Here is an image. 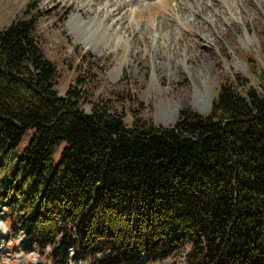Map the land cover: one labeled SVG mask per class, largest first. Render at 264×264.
<instances>
[{"label": "trees", "instance_id": "obj_1", "mask_svg": "<svg viewBox=\"0 0 264 264\" xmlns=\"http://www.w3.org/2000/svg\"><path fill=\"white\" fill-rule=\"evenodd\" d=\"M42 16L31 1L0 31V149L33 130L14 151L33 184L27 194L19 190L24 204L16 206L26 209L30 237L52 245L49 264H70L78 251L90 264H143V255L165 258L186 242V264H264L257 59L247 64L260 88L236 73L215 89L207 115L186 108L173 125H158L133 109L128 125L103 90V58H50L38 38Z\"/></svg>", "mask_w": 264, "mask_h": 264}, {"label": "rangeland", "instance_id": "obj_2", "mask_svg": "<svg viewBox=\"0 0 264 264\" xmlns=\"http://www.w3.org/2000/svg\"><path fill=\"white\" fill-rule=\"evenodd\" d=\"M31 1L43 12L38 38L50 58L72 62L79 52L103 58L106 66L98 71L103 90L115 101L119 112L126 115L128 125L133 120V109L158 125H173L186 108L207 115L215 89L236 73L260 88L259 81L250 73L247 58H256L264 69V7L256 6V14L247 13L248 20L244 21L239 7L233 6L238 12L234 10L226 23L217 28L203 21L209 13L200 12L193 29H181L176 19L193 17L191 9L198 7V0H95L90 11L83 8L87 0H0V31L22 18ZM143 2H150L151 8L135 13L133 9ZM218 7L209 9L216 11ZM90 24L96 29L94 36L83 32ZM155 34L161 36L158 42L161 50L154 55ZM81 35L88 43L77 40ZM201 35L211 40L205 41ZM64 73L69 81L76 74L71 67ZM127 87L130 90H124ZM60 90L63 93V84ZM119 91L130 94L134 101L119 95ZM32 133L29 128L20 145L9 151L0 149V201L11 205L8 208L11 223L21 221L26 212L16 206L24 204L19 190L27 194L33 186L30 179L25 180L23 166L19 167L14 151L22 152ZM60 151L61 148L56 161ZM35 245L17 246L14 242L0 246V264H49L52 245ZM190 248L186 242L165 258L152 260L143 255V264H186L184 256ZM73 254L70 264H90L85 253Z\"/></svg>", "mask_w": 264, "mask_h": 264}, {"label": "bare ground", "instance_id": "obj_3", "mask_svg": "<svg viewBox=\"0 0 264 264\" xmlns=\"http://www.w3.org/2000/svg\"><path fill=\"white\" fill-rule=\"evenodd\" d=\"M92 1L94 2L95 0H87V3L84 5L83 8L87 11H90L91 6L93 5ZM198 1H199L198 7L195 6L191 9L193 17L190 16L189 18L187 17L186 19L185 18L184 19H181V18L176 19L177 23H178V25H177L178 28L180 27L181 29H183V27L184 28L190 27L191 29H193V25L197 21L198 16L200 15V12L201 13H203V12L209 13L206 15V17L203 19V21L208 23L209 25H212L213 27L217 28L221 24L226 23L225 21L228 19L229 14H231L234 10L237 11L233 6L239 7L238 10L241 14V17L244 19V21L248 20L247 16H245L247 13L252 14V15L256 14V10H257L256 6L264 7V0H208V3H206L202 0H198ZM149 3L150 2H148V3L143 2L139 6L135 7L133 9V11L135 13H137V12L141 11L142 9H149V7L151 6V4L149 6ZM214 5L219 6V7L216 8L217 9L216 11H211V9H209V7H212ZM118 20L120 22V18ZM84 31H88V33L91 34L92 36L97 34L96 29L94 27H92L91 24L88 25L85 29H83V32ZM160 38H161V36H159L158 34H155V36L153 37V47H155V48H153V54L154 55L161 50V47L158 43ZM201 38H203L205 41L211 40V38L208 37L207 35H201ZM83 39H84V37L82 35H81V38H80V36L77 38V40L88 43L87 38H86L87 41L85 39L84 40ZM182 53H184V52H182ZM182 56L187 57V54L184 53V54H182Z\"/></svg>", "mask_w": 264, "mask_h": 264}, {"label": "built area", "instance_id": "obj_4", "mask_svg": "<svg viewBox=\"0 0 264 264\" xmlns=\"http://www.w3.org/2000/svg\"><path fill=\"white\" fill-rule=\"evenodd\" d=\"M20 197L23 202V196L20 195ZM10 207L8 203L0 201V246H10L14 242L17 246H36L35 244L41 242V238L39 236L31 238L22 220L18 223H11L8 219L10 216L8 208ZM23 210L26 211L25 208Z\"/></svg>", "mask_w": 264, "mask_h": 264}]
</instances>
